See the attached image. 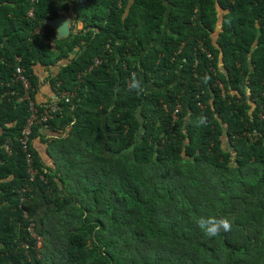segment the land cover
I'll return each instance as SVG.
<instances>
[{
  "label": "trees",
  "instance_id": "obj_1",
  "mask_svg": "<svg viewBox=\"0 0 264 264\" xmlns=\"http://www.w3.org/2000/svg\"><path fill=\"white\" fill-rule=\"evenodd\" d=\"M60 2L0 0V264H264V0H74L85 26L58 39ZM61 59L41 105L33 66ZM29 97L56 107L32 138L60 154L47 169L32 142L33 180ZM37 191L57 205L41 248ZM222 217L231 230L206 237Z\"/></svg>",
  "mask_w": 264,
  "mask_h": 264
},
{
  "label": "crops",
  "instance_id": "obj_2",
  "mask_svg": "<svg viewBox=\"0 0 264 264\" xmlns=\"http://www.w3.org/2000/svg\"><path fill=\"white\" fill-rule=\"evenodd\" d=\"M74 0H62L60 2L61 12L57 16H65L67 15L70 20V34L76 30H81L85 26L84 20H78L77 15L73 11L74 6ZM69 3V7H64V4ZM56 18V17H55ZM53 27V26H52ZM55 28V27H53ZM56 29V28H55ZM57 31V38L61 39L59 37V32ZM68 37V36H67ZM65 38V37H63ZM73 57V55H71ZM69 62V59H61L60 61L56 62L55 64H43V63H35L33 66V73L38 78V92L36 95V100L41 105H47L52 103L53 101L57 100V95L55 94L56 87L54 84V79L57 77L61 67L63 65H66ZM48 134L46 136L52 137L55 136L52 133V131H48ZM47 137V138H48ZM56 137V136H55ZM33 147L36 149V151L39 154V157L41 158L42 162L44 163L45 167L47 168H54V170L58 167L55 164L56 156L60 157V154L57 152L56 148L50 145L49 142H46V140L42 137H36L33 140ZM53 147V148H52ZM47 168V169H48ZM35 195L38 197V213L36 214V217L38 219L39 224H42V219L46 217L47 209H50L52 207H56V202L53 201L52 203H47L46 199L42 195V192L37 191Z\"/></svg>",
  "mask_w": 264,
  "mask_h": 264
},
{
  "label": "built area",
  "instance_id": "obj_3",
  "mask_svg": "<svg viewBox=\"0 0 264 264\" xmlns=\"http://www.w3.org/2000/svg\"><path fill=\"white\" fill-rule=\"evenodd\" d=\"M38 0H32V2H37ZM34 15V7H32L29 12H28V16H33ZM208 56L210 58L213 57L212 53L208 52ZM18 61L21 60V57L17 56ZM102 62V59L95 57L94 58V63L90 66L89 70H92L94 68V66L99 65ZM88 70V69H87ZM16 75L17 78L19 80H21L23 87H24V91L26 92V94L28 96H30V92L32 91V86H31V81H30V77L28 76L25 67H22L20 65H17L16 67ZM219 86L224 90V85L221 81H219ZM67 97H71V93H66ZM29 107H30V112H31V116L28 118L27 123L23 129L22 132V136L20 137V141L23 147V150L26 154V160H27V166H28V172L31 175V180H33L35 178V176L38 173V168L34 165V155L33 152L31 151V147H32V142H33V138H32V131H33V126L36 124H43L45 122H47L51 117H53V113L52 111L56 110L55 106H50L49 108L47 107L42 114L38 113V109L36 107V104L34 103V100L29 97ZM260 117L261 119H264V107L263 110L260 113ZM6 147L8 148V144L6 145ZM41 179L46 180V177L44 176V174H41ZM31 190V187H23L20 190V207L22 206V204L26 201H29L28 196H27V192ZM24 217L28 219V231L29 233L31 232V235L35 238L37 245V248H41L43 245V237L37 232L36 230V226L38 224L37 218L35 217H31L28 213L27 210H24ZM31 236V237H32ZM26 247H28V243L26 242Z\"/></svg>",
  "mask_w": 264,
  "mask_h": 264
},
{
  "label": "clouds",
  "instance_id": "obj_4",
  "mask_svg": "<svg viewBox=\"0 0 264 264\" xmlns=\"http://www.w3.org/2000/svg\"><path fill=\"white\" fill-rule=\"evenodd\" d=\"M130 91H134L137 95H141V94H145L146 93V88L143 86L142 81L139 78H137L135 75L133 76V79H132V84H131ZM259 117H260V115H259ZM199 123L200 124H206L207 123V118L204 117V116H201L199 118ZM199 226L201 227V229L204 232V235L206 237L214 238V237L219 236L221 234V232L230 231L231 227H232V224H231V221L228 218L222 217V218L214 220V222H213V224H212V226L210 228H206L204 225H199Z\"/></svg>",
  "mask_w": 264,
  "mask_h": 264
},
{
  "label": "water",
  "instance_id": "obj_5",
  "mask_svg": "<svg viewBox=\"0 0 264 264\" xmlns=\"http://www.w3.org/2000/svg\"><path fill=\"white\" fill-rule=\"evenodd\" d=\"M47 22L58 30L59 37L63 38L70 35V20L67 15L49 19Z\"/></svg>",
  "mask_w": 264,
  "mask_h": 264
},
{
  "label": "rangeland",
  "instance_id": "obj_6",
  "mask_svg": "<svg viewBox=\"0 0 264 264\" xmlns=\"http://www.w3.org/2000/svg\"><path fill=\"white\" fill-rule=\"evenodd\" d=\"M142 81V83H143V86L146 88V90H150L151 88V83H149V82H147V81H145L144 79H142L141 80ZM150 88V89H149ZM226 141V140H225Z\"/></svg>",
  "mask_w": 264,
  "mask_h": 264
}]
</instances>
